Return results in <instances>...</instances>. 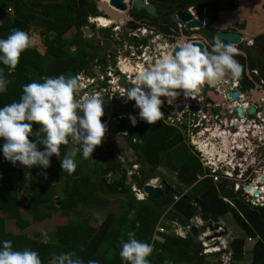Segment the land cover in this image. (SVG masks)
I'll return each mask as SVG.
<instances>
[{
	"label": "trees",
	"instance_id": "obj_1",
	"mask_svg": "<svg viewBox=\"0 0 264 264\" xmlns=\"http://www.w3.org/2000/svg\"><path fill=\"white\" fill-rule=\"evenodd\" d=\"M82 1V7H75L74 0L32 1V0H0V9L7 6L12 8L11 16L5 17L0 24V38H5L10 29L16 28L29 33L30 26L40 30L44 54H40L33 46L26 48L19 57L14 71L8 72L4 68L5 78L8 80L6 90L0 93V107L6 100H19L21 86L33 80L40 81L44 77L59 75L73 76L88 67L84 59L83 45L75 37H66V34L85 25L77 17L81 12L93 11ZM153 4L164 7L170 13L176 11L178 6L184 10L194 7L201 13L202 8L207 10V27L221 32L234 31L241 34L246 41L254 38L257 43L264 45V0H148ZM70 46L75 47L71 52ZM234 59H241L234 55ZM264 79V69L262 73ZM33 126H38L33 123ZM122 131L127 130L128 140L139 157L138 175H131L138 187L152 177L156 168L162 164L174 173L175 181L179 187L173 189L170 183L162 176L164 195L152 200L146 198L142 201L135 200L129 185L122 176H117L122 171L120 164L103 158L105 164L97 161L92 163L81 162L76 164L70 174L62 171L59 160L66 154L68 144L59 146V156H51L47 173L67 180L63 198L57 204H50L52 195L43 196L37 193L34 186L36 181L31 179V192L27 211L32 214L33 221H42L49 214L55 213L56 224L53 231V241L42 242L41 235L29 237L25 234L13 236L5 231V218H18L20 204L25 197H19L9 186L8 178L0 182V241L11 240L14 250L25 248L34 250L40 257L41 264H55L54 255L72 252L73 258H80L83 264L89 260L98 261V264H122L119 256L121 241L127 240L126 233L132 231L134 238L151 244L152 252L146 259L149 264H206L205 255L201 254V245L197 242V234L191 232L181 237L172 233H162L161 241L152 240L158 219L168 209L166 216L171 215L180 224L186 226L190 219L199 214V203L203 206L204 213L217 219H224L229 215L240 226L246 238L255 237L251 248V259L248 264H264V205L251 206L243 202L232 190L223 183L212 182L211 178L198 177L203 174L201 162L198 160L190 144L184 127L177 128L166 125L157 120L153 124H141L135 127L120 125ZM35 132L34 130H32ZM35 138L30 136L29 140ZM132 139H136L133 143ZM41 145L38 144L37 147ZM79 148V145L77 146ZM2 173H9L5 167L7 162L1 161ZM12 167V166H11ZM34 168V167H33ZM30 168V171L33 170ZM14 169V168H12ZM34 170L39 171L38 168ZM112 172L116 178L106 184L104 175ZM77 175L75 180L72 176ZM24 173L21 172L18 193L23 190ZM70 184V185H69ZM69 185V187H68ZM187 192L176 202L175 195H180L184 189ZM109 193L118 197L117 212L108 213L101 224L92 225L90 216H83L78 207H97L106 202L100 194ZM227 199V201H224ZM199 200V203H197ZM44 208L40 211L39 209ZM51 210V212H50ZM74 214L75 221L70 219ZM27 227L21 222L19 229ZM177 232L184 235L181 227ZM208 248V246H206ZM231 254L230 264H242L244 261L245 239L234 237L228 243ZM208 250L207 252H212Z\"/></svg>",
	"mask_w": 264,
	"mask_h": 264
},
{
	"label": "clouds",
	"instance_id": "obj_2",
	"mask_svg": "<svg viewBox=\"0 0 264 264\" xmlns=\"http://www.w3.org/2000/svg\"><path fill=\"white\" fill-rule=\"evenodd\" d=\"M186 12L190 13L188 8ZM35 39L34 35L24 30L10 29L5 38H0V65L7 66L9 73L14 71L20 54L26 48L33 47ZM210 47L211 51H208L191 42H181L174 54L163 53L150 68L140 65L134 70L132 86L126 89L122 97L134 101L139 119L153 124L162 117V103L171 105L181 93L191 98L192 93L205 83L215 84L226 76L238 77L241 74L242 66L234 59L237 50L231 43H214ZM73 76L66 78L59 75L33 80L21 86L18 101L0 107V156L4 160L13 166L19 162V165L27 168L39 166L46 169L50 157L59 156V146L67 144L71 138L70 142H74V146L59 160L61 170L70 174L76 167L74 157L77 151L85 158L99 154V149L101 151L103 148L102 140L106 139V125L100 119L104 112L103 98L96 92L85 93L81 97V82ZM7 84L4 68L0 67V93L6 90ZM256 90H252L253 95L259 93ZM240 95L243 94L238 95L242 99ZM260 96L264 101V96ZM242 101L247 103V99L235 102ZM128 119L134 126L136 117L129 114ZM33 123L38 126L35 132L32 131ZM30 136L35 139L30 141ZM38 144L43 146L41 150H38ZM121 157L114 155V159ZM143 186L136 185L142 190ZM201 223L203 226L202 220ZM126 235L127 240L121 241L119 251L122 264H149L146 257L152 252L153 246L135 239L132 231ZM44 240L47 241L46 235ZM73 256L72 252L60 253L54 255L53 260L55 264H83L80 258ZM0 264H41V260L36 251L27 248L14 250L11 240H3L0 241ZM88 264H98V261L89 260Z\"/></svg>",
	"mask_w": 264,
	"mask_h": 264
},
{
	"label": "flooded vegetation",
	"instance_id": "obj_3",
	"mask_svg": "<svg viewBox=\"0 0 264 264\" xmlns=\"http://www.w3.org/2000/svg\"><path fill=\"white\" fill-rule=\"evenodd\" d=\"M50 1L54 2L56 0ZM74 1L76 9L82 7L81 0ZM142 2L144 4H152L155 9V14L146 12L144 7L136 8L133 0L123 1V4L126 6L124 11H120L114 6H111L109 0H84L88 9H94L91 12L88 11L87 14L81 12L79 16H76V13H74V16L77 17L78 20L84 21L85 25L80 27V32L75 27L69 31V37H75L78 42L83 45L85 51L84 59L88 67L79 73L89 75L91 79H94L93 86L106 89V95H101L104 103L102 106L104 112L100 118L101 121L104 122L108 120V115L114 118L116 112L125 114L126 116L124 118L116 119L117 122L115 123L119 134L126 138L130 146L132 145L128 140V135L121 134L122 129L120 125L123 123L127 128L148 124L140 119L138 122L136 120L133 126L127 117L128 113L133 114L136 112V115L138 113V108L134 106V101L126 100L125 97H122L126 94V89L132 86L134 70L140 65H143L145 68H150L160 55L165 52L171 53L176 43L180 44L181 42L197 41L202 45V49L207 50L206 48L209 47V51H211L210 46L212 44L221 43L215 38V33L219 31L209 28L212 31V37L209 41L211 45H207V43L203 41V33L199 28L187 29L185 23L179 20L178 22H174L171 19L170 16L174 14L175 11L171 13L169 11L167 12L164 7L153 4L148 0H142ZM101 5L105 6V8L107 7L111 14L104 12ZM185 11H187V9ZM177 23H181L182 26L179 27ZM250 40L251 42L246 41L244 37L241 36L238 44H232L237 50L234 55L241 57V59L235 60L242 66L241 71H244L246 79L242 80L239 77L228 76L223 81L216 83L212 89H208L205 85L201 90V95L204 99L203 102L210 104L212 101L208 98L209 92L218 96L221 102L227 97L224 91H227V93L235 92L238 95L243 94V99H247V102L258 100V102H262L263 104L260 105L257 103L255 107L256 111L249 116L248 119H251L253 116L255 117L257 112H260V117L264 118L261 116L264 101L260 96H264V79L262 78L264 69V45L257 43L254 38ZM69 48L70 50L73 49L71 52H74V46H70ZM233 78H235V86ZM220 86H222V88H219ZM233 86L235 87V91H230L229 87ZM257 87L258 90H256ZM219 89H221L223 93L218 91ZM252 90L259 91V93L253 95ZM161 99L163 100L164 98L161 97ZM215 102L218 103L217 101ZM173 103L171 105L165 103L161 104L160 110L162 115H164L165 111L172 109ZM213 108H209L210 114L214 113ZM236 116H238L237 113ZM159 120L162 121L161 119ZM255 124L261 126L258 127V130L264 126V122L260 120H257ZM105 143L104 141L103 144H101L104 148L106 147ZM262 145L261 152L264 150V141ZM117 148L116 151L113 150L115 155L118 154ZM227 148L225 150H229L231 147L229 146V148ZM256 152L258 153V150H256ZM254 153L255 151L252 152L251 155L254 156ZM255 159L257 160V156H255ZM263 167L264 162L261 164L256 163L247 174L248 186H250L252 190H257V195L264 192V176H260L255 180L254 171L261 170ZM254 186L262 187V189H253ZM198 216L201 217V214L199 213Z\"/></svg>",
	"mask_w": 264,
	"mask_h": 264
},
{
	"label": "built area",
	"instance_id": "obj_4",
	"mask_svg": "<svg viewBox=\"0 0 264 264\" xmlns=\"http://www.w3.org/2000/svg\"><path fill=\"white\" fill-rule=\"evenodd\" d=\"M188 11L194 19L200 20L202 26L206 24V8H202L201 13L196 12L192 7L188 8ZM11 14L12 8L10 6H7L2 10L0 9V24L4 21L5 17L11 16ZM177 24L179 27L182 26L181 23ZM178 45L179 44L176 43L174 48ZM73 77L77 78L81 82L79 93L81 97L85 93L90 92H96L100 95H106V89L93 86L94 79H91L89 75L77 73ZM233 82L235 86V78H233ZM234 86L229 87L230 91H235ZM240 97L242 98L243 95H240ZM203 100L204 99L201 94H196L193 92L192 97L190 98L183 96V94L181 93V95L177 96V98L175 99L172 105V109L165 111L164 115H162L160 119L166 125L176 126L177 128L184 127V131L187 133L188 137V144L191 145L193 151L195 152L198 160L202 165L203 174L198 177V180L208 177L212 179V182L214 184L221 182L226 186V188L232 190L236 195L240 194V192L242 191V195L245 194L244 196L247 197L245 199L246 203L250 204L251 206L257 205V203L253 201H257L260 199L264 200V192L253 198V190L246 191L245 186H248L247 174L250 172L252 167H254L256 163L261 164L264 162V150L263 152H261V149L263 147L262 143L264 141V126H262L260 130H258V127L261 126L255 124L257 120L264 122V118H261L260 112H257L255 117L253 116L251 119H248V117L251 115H249L247 111L251 106V103H245L243 101L237 103L235 101H232L228 96L225 98V100L222 101V103L220 102L221 105H218V103L216 102H212L213 104L204 103ZM215 106H219V108L217 110H214V113L210 114L209 108H213ZM238 107L242 110L240 116L238 114V116H236V109ZM115 114L116 115L113 118L115 122H117L116 119H122L126 116L121 112H116ZM129 114L133 117H136L137 122L140 121L139 117H137L136 115V112L133 114L128 113L127 117L129 116ZM103 123L106 125L107 120ZM121 134L127 136L128 132L127 130H123L121 131ZM132 142L135 143L136 139H132ZM228 146H230L231 148H229V150H225ZM203 147L207 148L208 150H203ZM93 150H95V147ZM256 150H258V153L256 152ZM208 151L212 153V155H210ZM254 151L255 153L253 156L251 154ZM245 156L249 157L248 162H246ZM255 156H257V160L259 162L255 159ZM138 169L139 165L136 163H132L130 172L128 173L129 176L134 174L138 175ZM254 173L255 180H257V178L260 176H264V167L261 170H255ZM113 177V174L111 172H108L104 175L103 179L105 180L106 184H110L113 181ZM238 180H240V182H238ZM144 185L163 189L162 181L158 177L150 178L144 183ZM130 188L137 200H141L147 197L142 188L139 189L136 186H131ZM253 189L261 190L262 187L254 186ZM187 190L188 188L184 189L180 195H175L173 197V201L176 202L182 195L187 192ZM224 201H227V199H224ZM259 204L263 205V203ZM171 207L172 204L167 207V210ZM195 218H197V220H200V217L198 216L194 217V220ZM171 224L175 226L173 232H169L164 226L161 225V222H158L152 240L161 241L159 234L162 233H172L181 236L176 230V228L179 227V224L173 221L171 222ZM213 225H216V228L219 226L218 228L220 229V231H222L224 228V226L221 225L220 221L213 222V224L210 226L213 228ZM192 226H195L198 229V227L202 226V223L201 221H196V223L193 224V220H190L183 229L186 235L190 233V229ZM207 229L208 231H206L205 233L202 232L200 234V237H198L200 238L199 241L201 240V244L206 236H210V234H208L209 231L213 230L208 228V226ZM217 234L218 232H216L214 235ZM229 240L230 239L228 238V243ZM247 241H251V238H247ZM213 245L218 246L216 242H212L210 246ZM206 248L202 251L201 254L208 255L210 253H217L218 251L221 252L218 248ZM208 250L213 251L207 252ZM230 257L231 254L230 252H228L226 256V258H228V262Z\"/></svg>",
	"mask_w": 264,
	"mask_h": 264
},
{
	"label": "crops",
	"instance_id": "obj_5",
	"mask_svg": "<svg viewBox=\"0 0 264 264\" xmlns=\"http://www.w3.org/2000/svg\"><path fill=\"white\" fill-rule=\"evenodd\" d=\"M32 1H39V0H32ZM33 25L30 26V29L29 31H31V27ZM36 28V27H35ZM37 30H39L37 28ZM28 31V32H29ZM29 34V33H28ZM41 37V36H40ZM42 41V40H41ZM34 47L36 48V50L40 53V54H44V50L45 49H42L41 51L39 50V47L37 44L34 43ZM7 79V78H6ZM7 87V86H6ZM209 99L212 101V102H220L221 99L219 98L218 99V96H215L214 94H212L211 92H209ZM13 100H4L2 102V106L5 105V104H9L11 103ZM16 101V100H15ZM219 104V103H218ZM37 128H35V126H32V130H36ZM258 132V131H257ZM71 139V138H70ZM70 139L68 140V147H67V151L66 153L74 146L71 142H70ZM102 142H104L102 140ZM106 147L102 148L101 151L99 149V154L98 153H95V155L93 154L90 158H88V161H87V158L83 157L80 153V151H77V154L76 156L74 157V160L76 162V164H79L83 161L85 162H88V163H92L93 161H97L101 164H105L106 160L102 159L103 158H106V159H109L111 161H115L116 163L120 164V167H121V170L120 172H118L119 174H117V176H122L123 179L126 181V183L129 185V188L131 186H136V183L135 181H133L131 179V176H129V172H130V168H131V163L132 162V157H125L122 159V157L120 159H114V152H113V149H112V145H107L105 143ZM43 148V146L41 145L40 147H38V150H41ZM1 161H5L7 162L5 164V167L10 169L11 171H9V173H2L1 171V181L0 182H3V179L5 177L8 178V181H6V186H9L11 189L13 187V191L16 193V195L18 194L19 197L21 196H28L31 192V189H30V186H31V179L32 180H35L36 181V185L34 186V188L36 189V192L39 193L41 192V198H43V196H47V195H52V199L49 201L50 204H57V200L58 199H62L64 196H63V192L66 190V186H67V180H64L65 178H57L54 177L53 175L49 174L46 172V170L50 167L48 166L47 169H41L39 166H33L34 168H38L39 171H36L34 170L33 167H31V169L33 168V170L30 171V168H27L25 166H21L19 165V162H17L16 166H13L10 162L6 161L3 159H1ZM12 166V167H11ZM14 168V169H12ZM21 172L24 173V182L22 184V188L23 190L21 192H17L15 190H18V185H19V179H20V176H21ZM112 173V172H111ZM114 176V175H113ZM28 177V178H27ZM152 177H157V175H153ZM75 178H77V175H74L72 176V179L75 180ZM116 178V176H114V179ZM162 181V180H161ZM70 185V184H69ZM68 185V187H69ZM100 196L106 201V202H103L102 205L97 208V207H78V209H80L81 211L84 212V214H86V211L89 212V211H92L91 215H85V216H90V222L92 224V222H98L97 221V218H94L93 217V213H95L94 215H97L98 214V210L100 209H105V206L107 204V199L108 198H112L113 200V204L115 205H118L117 204V200H118V197L116 196H110L109 193L106 192V195L105 194H100ZM136 200V199H135ZM138 201V200H137ZM28 202H29V196L28 197H25L24 200H22L21 202V206H20V213H19V217L17 218H5V221H4V227H5V231L13 236H17V235H20V234H25L29 237H32L34 235H41V241L42 242H45L44 240V236L46 235L47 236V241L46 242H51L53 241V231H54V226H55V222H56V215L55 213H52V214H49L48 217H45L44 220L42 221H33L32 219V214L29 213L27 211V207H28ZM95 211H93V210ZM40 211L44 210V208H41L39 209ZM51 212V210H50ZM82 212V214H83ZM111 211H107L105 216L110 213ZM117 212V210H115V213ZM168 210H167V207H166V210L163 214H167ZM104 216V217H105ZM30 217V218H29ZM75 217L74 214H71L70 215V219L72 221H75ZM104 219V218H103ZM103 221V220H102ZM99 222V223H96L97 225L101 224L102 223ZM167 221V220H166ZM168 221L171 223V219L168 218ZM21 222H25L27 224V227H25L23 230H20L19 227H20V224ZM47 225H52L49 229H47L46 231H41V228H44V226H47ZM39 229H35L34 230V227H37ZM45 230V229H44ZM167 234V233H166Z\"/></svg>",
	"mask_w": 264,
	"mask_h": 264
},
{
	"label": "water",
	"instance_id": "obj_6",
	"mask_svg": "<svg viewBox=\"0 0 264 264\" xmlns=\"http://www.w3.org/2000/svg\"><path fill=\"white\" fill-rule=\"evenodd\" d=\"M123 1L124 0H109V4L111 6H114L115 8H117L120 11H124L126 9V6L123 4ZM133 1H134V6L136 8L144 7L146 12H148L150 14H155V9H154V6L152 4H144L142 2V0H133ZM101 6H102V9L104 10V12H106L107 14H111L107 7L105 8V6H103V5H101ZM170 17L174 22H178V20H179L182 23H185V27L187 29H191L194 27L199 28L201 30V32L203 33V41L206 42L207 45H211L209 43V41L211 40V37H212V31L208 27H202L201 22L193 19L192 15L190 13L186 12L181 6H178L175 13L172 14ZM215 38H217V40H219L221 43L238 44L240 42L241 35L237 32H234V31L217 32V33H215ZM191 43L202 48V45L197 41L191 42ZM175 48L172 51L173 54L176 51ZM206 49L208 50L209 47ZM227 77L228 76H226L225 79ZM238 77L241 78L242 80H245L246 77H245L244 71H241V74ZM215 84L205 83V84L201 85L199 90L195 91V93H199L205 85H206V87H208V89H212L215 86ZM219 88H222V86H220ZM218 91H221L223 93V91L221 89H219ZM224 93L227 94V96L233 101L242 100V99L238 98V94L235 92L227 93V91H224ZM221 103L218 105H221ZM250 103H251V106L249 107V109L247 111V113L249 115L254 114V112L256 111L255 106H257V103L260 105H263L262 102H258L257 100L252 101ZM218 108H219V106H215L213 109L217 110ZM236 112L240 116L241 112H242L241 108L238 107L236 109ZM261 116L264 117V107L262 109ZM105 135L107 136L105 139V142L108 145H112V149L115 151H116V148L118 147L119 149L117 148V150H118L117 153L120 154L123 158H124V156L125 157H132L133 158L132 162H134V163H137L139 161V157L136 155L135 150L132 148V146L129 145L126 138L119 134L118 129H117V125H116L114 119L110 115H108ZM113 136H114V139H113ZM123 153H124V155H123ZM245 190L251 191L252 189L250 186H245ZM143 192L147 195V197L149 199H152V200L161 198L164 195V189L152 187L149 185L143 186ZM257 193H258L257 190H253L252 191V197L255 198V196H257ZM197 203H199V200H197ZM198 205L200 207L201 220L203 222L210 223V222H217L218 221L216 217L209 215V214H205L203 206L200 203ZM208 228L211 229L212 227L208 225ZM190 232L193 236L196 235L197 228L195 226H192L190 229Z\"/></svg>",
	"mask_w": 264,
	"mask_h": 264
},
{
	"label": "rangeland",
	"instance_id": "obj_7",
	"mask_svg": "<svg viewBox=\"0 0 264 264\" xmlns=\"http://www.w3.org/2000/svg\"><path fill=\"white\" fill-rule=\"evenodd\" d=\"M43 1H47V0H43ZM69 34L70 33L68 32L66 34V37H69ZM29 35H34L36 37L34 43L38 45L40 51L42 49H45V47H44V45L42 44V41H41L42 37H40V30H37V28L32 26L31 27V31H29ZM65 77L67 78L69 76H65ZM245 160H246V162H248V157L247 156H245ZM87 161H88V158H87ZM153 175H157V177L159 179H162V176H164L165 180H167L168 183H170V185L172 186L173 189H177V187H179L178 184L175 181L174 173L172 171L166 169L164 167V164L158 166L156 168V170L154 171V173L152 174V176ZM238 182H240V180H238ZM241 192H240V194H238L239 195L238 197L243 202H245V199L247 197L244 196L245 194L242 195L243 193H241ZM253 202L257 203V205H252L254 207L263 206L264 205V200L263 199H260V200H257V201L255 200ZM259 203H263V205H260ZM169 206L170 205H168L167 207H169ZM117 208H118V205L113 204L112 198L111 197L108 198L107 199V204L105 206V209H101V210L99 209L97 215H94L95 213H93V217L97 218L98 222H92V225H97L96 223L101 222L103 220V218H104V216H105L107 211L114 212L115 210H117ZM91 213H92V211H89V212L86 211V214H84V212H83V216L88 215V214L91 215ZM199 213H200V211H199ZM168 218H170L171 221L177 223V220L175 218H173L171 215L166 216L165 214H162V216H160V218L158 219V222H161V225L164 226L169 232H173V229H174L175 226L172 225L168 221ZM191 220H193V224H195L196 221H201V220H197V218H195V220H194V217ZM219 221H220L221 225L224 226L223 230L220 231V229L218 228L219 226L216 228V225H213V228H211L213 230L209 231V233H208V234H210V236L209 235L206 236L205 239L202 242L203 246L201 244V240L199 241L200 238H198V237H200V234L202 232L205 233L206 231H208L207 226L208 225L209 226L212 225L213 222L212 223L203 222V226L204 227L201 226V227H198V229H197L198 230V232H197V242H199V244L201 245V253L206 248V246H208V248H206V249H211V247H212L214 249L218 248L221 251V252L218 251L217 253H210L208 255H205L206 264H228L229 263L228 262V258H226L227 253L229 252L227 239L229 238L230 239L229 242H230L231 239L234 238V237H243L245 239L244 261L242 262V264H248L250 262V259H251V248L254 245L256 238L252 237L251 241H247L246 235L244 234V232L242 231L240 226L237 224L236 220L234 218H231L230 215L228 217L224 218V219L220 218ZM51 226L52 225L44 226V228H41V231H46ZM178 226L181 227L182 229H184V225L183 224L180 223ZM35 229L36 230L39 229L38 226L34 227V230ZM216 232H218V234L214 235ZM184 236H186L185 232H184V235H181V237H184ZM212 242H216L218 246H214V245L210 246L212 244ZM222 248H224V249H222Z\"/></svg>",
	"mask_w": 264,
	"mask_h": 264
},
{
	"label": "bare ground",
	"instance_id": "obj_8",
	"mask_svg": "<svg viewBox=\"0 0 264 264\" xmlns=\"http://www.w3.org/2000/svg\"><path fill=\"white\" fill-rule=\"evenodd\" d=\"M127 65H128V64H127ZM125 68H126V66H125ZM262 92H263V91H262ZM260 93H261V92H260ZM240 135H241V134H240ZM240 135H239V136H240ZM228 148H229V146H228ZM228 148H227V149H228ZM203 150H208V149L205 148V147H203ZM208 153H209L210 155H212V153H210L209 151H208ZM212 160H213V159H212ZM27 178H28V177H27Z\"/></svg>",
	"mask_w": 264,
	"mask_h": 264
}]
</instances>
